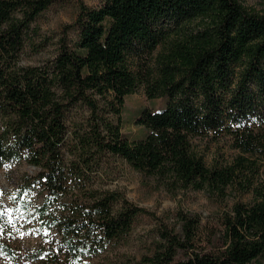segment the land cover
<instances>
[{
    "label": "trees",
    "instance_id": "obj_1",
    "mask_svg": "<svg viewBox=\"0 0 264 264\" xmlns=\"http://www.w3.org/2000/svg\"><path fill=\"white\" fill-rule=\"evenodd\" d=\"M53 1L0 0V168L25 154L49 197H59L67 179L66 116L77 106L90 114L77 136L86 166L90 155L109 153L169 192L222 196L240 176L264 167V14L239 0L82 4L75 48L64 41L51 65L21 66L26 33ZM141 87L149 100L167 103L139 112L144 135L130 141L121 115L126 97ZM222 137L241 156L209 167L196 141ZM245 189L253 201L232 206L223 230L180 213V232H165L151 254L129 264H254L264 256V185ZM1 194L0 187V259L19 264L3 238L9 225ZM113 200L67 206L56 227L62 255L98 252L147 213L131 204L114 212Z\"/></svg>",
    "mask_w": 264,
    "mask_h": 264
},
{
    "label": "rangeland",
    "instance_id": "obj_2",
    "mask_svg": "<svg viewBox=\"0 0 264 264\" xmlns=\"http://www.w3.org/2000/svg\"><path fill=\"white\" fill-rule=\"evenodd\" d=\"M107 0H54L30 25L18 62L21 66L51 65L65 41L75 48L80 27L76 24L81 5L102 7ZM248 10L264 14V0H239ZM195 26V24H194ZM166 98L149 100L143 88L127 96L121 115L122 133L130 141L143 137L144 129L136 124L142 109L160 111ZM90 114L85 107L70 108L66 116L67 136L61 146L66 166V189L56 199L50 198L39 179L40 170L26 155L0 168L2 211L9 225L3 235L19 264H129L151 254L165 232H180V213L198 217L215 231L223 230L224 217L237 203L253 201L252 190L245 187L264 185V167L258 173L240 176L224 196L207 191H167L156 180L131 168L125 160L109 153L96 154L86 166L78 134L87 129ZM196 148L209 167L234 164L241 153L232 147L229 137L196 141ZM87 156V155H86ZM86 159V157H85ZM113 196L114 212L128 204L144 209L128 233L108 242L98 252L89 251L78 258L60 253L62 242L57 219L73 204H92ZM64 252V251H63ZM56 258V259H55ZM7 261L0 259V263ZM254 264H264V256Z\"/></svg>",
    "mask_w": 264,
    "mask_h": 264
}]
</instances>
